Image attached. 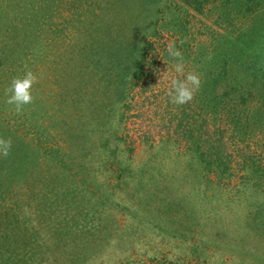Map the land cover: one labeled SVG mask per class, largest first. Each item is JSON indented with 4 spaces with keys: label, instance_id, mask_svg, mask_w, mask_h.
I'll list each match as a JSON object with an SVG mask.
<instances>
[{
    "label": "rangeland",
    "instance_id": "374dc122",
    "mask_svg": "<svg viewBox=\"0 0 264 264\" xmlns=\"http://www.w3.org/2000/svg\"><path fill=\"white\" fill-rule=\"evenodd\" d=\"M136 1L95 0L75 23V0L50 17L39 0H0V137L12 141L1 252L30 264H264V53L246 63L251 84L228 70L229 42L250 56L264 18L254 0L202 12L195 0ZM169 44L201 80L184 105L168 95ZM28 71L33 101L17 112L9 89Z\"/></svg>",
    "mask_w": 264,
    "mask_h": 264
},
{
    "label": "trees",
    "instance_id": "16d2710c",
    "mask_svg": "<svg viewBox=\"0 0 264 264\" xmlns=\"http://www.w3.org/2000/svg\"><path fill=\"white\" fill-rule=\"evenodd\" d=\"M18 1L20 2V1H24V0H18ZM25 1L27 3V2L35 1V0H25ZM75 1H78L77 7H76L78 12L76 13L71 6H70V9L73 10L72 20L75 21V23H78V22H81V19L84 18L85 14L87 12L86 11V5L88 3L94 4L95 0H75ZM207 1L208 0H204V1L195 0V5H196L195 6V8H196L195 10H198V11L202 12L203 8H205L204 6L206 5ZM39 2H41V3L44 2V5L41 7V10L44 11V12H47V14L51 13V8H52V12H55V10H60L59 8L61 6L68 5L67 0H39ZM261 2L262 1H260V0L259 1L258 0H254V4H253L254 7L252 8V7L249 6V8H252V10L255 11L254 19H258L260 22H262V20L264 18V7L261 6L259 8L260 5H263ZM136 3H138V4L137 5L135 4V8L141 9L143 7V5L139 6L141 3H143V0H137ZM20 5L25 6V5H23V3H20ZM48 17H50L49 14H48ZM249 26H251V27L246 28L244 31H242V35H241V37L239 39H242V37L243 38H247V40L251 39L249 37V33H250V31H252L251 30L252 22L250 23ZM24 36H25L24 39H28L29 33H25ZM258 37L259 38L256 41H253L256 44L255 45V52H253V49H252L253 42L251 40L249 41V43H248V45L246 47L247 51H249L250 56H247V54L244 55V53L242 52V51H244L243 47H245V46H242L241 44H238L236 42L234 43L233 41L229 42V45H230V49L229 50L231 51V54H229L230 62L228 64L229 65L228 70H229V75L233 77V81L235 82L234 85H236V86H238L240 84H244V81L246 79H247V83H250V81L252 82V80H253L250 77V75H248V72H250L251 70H250V66L249 65L246 66V63H250V60H251L250 57L253 56V54H255V53L256 54L257 53L258 54L264 53V29L262 30V33L259 34ZM5 56H6V58H9V60H11L12 62L17 63V58L16 57L19 56V55L16 56L15 54L6 53ZM227 63H228V60L223 65L222 69L220 67V73L217 74V77L215 78V84L216 85L219 82H222L221 80H225L223 78H224V76H227V72L225 71L227 69ZM136 66H137V64H136ZM252 74H253V72H252ZM256 76L257 75L254 73L253 77H256ZM244 87L247 89L248 85L244 86ZM108 151L109 152H114L111 149H109ZM1 250H2V248H0V264H30V261H25L26 263H24L21 260L18 261L17 258L13 257V256L4 257L3 253L1 252ZM44 261L45 260H43L41 262H38V263H36V261H35L34 264H42Z\"/></svg>",
    "mask_w": 264,
    "mask_h": 264
},
{
    "label": "clouds",
    "instance_id": "9594fccd",
    "mask_svg": "<svg viewBox=\"0 0 264 264\" xmlns=\"http://www.w3.org/2000/svg\"><path fill=\"white\" fill-rule=\"evenodd\" d=\"M169 57L173 58L174 70L177 76L171 79V90L168 95L170 101L176 105H184L189 103L193 97L194 92L201 86L200 77L195 73L185 74L184 58L175 44H169L167 48ZM168 74V66L165 75ZM183 77V78H180ZM37 81L36 75L28 71L23 77L16 78L12 81L8 96L7 103L14 105L17 112L22 111L23 107L32 103L33 86ZM12 147L11 139L0 137V156H8Z\"/></svg>",
    "mask_w": 264,
    "mask_h": 264
}]
</instances>
